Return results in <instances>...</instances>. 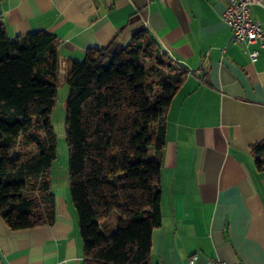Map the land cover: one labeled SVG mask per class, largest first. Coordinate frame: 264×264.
Returning <instances> with one entry per match:
<instances>
[{
    "label": "crops",
    "instance_id": "crops-1",
    "mask_svg": "<svg viewBox=\"0 0 264 264\" xmlns=\"http://www.w3.org/2000/svg\"><path fill=\"white\" fill-rule=\"evenodd\" d=\"M225 6V0H0L7 36L53 34L64 74L88 48L125 44L139 32L185 71L165 111L164 145L158 153L150 149L161 162L151 264H264V170L251 153L264 140V47L251 60L257 46L231 40ZM251 17L264 28V0L251 6ZM53 193L50 221L11 229L0 215V264H83L70 194Z\"/></svg>",
    "mask_w": 264,
    "mask_h": 264
},
{
    "label": "trees",
    "instance_id": "trees-1",
    "mask_svg": "<svg viewBox=\"0 0 264 264\" xmlns=\"http://www.w3.org/2000/svg\"><path fill=\"white\" fill-rule=\"evenodd\" d=\"M57 43L42 30L9 37L0 21V215L11 229L53 218L46 171L56 148L49 115ZM65 76L69 194L83 264H151L152 231L161 223V162L150 149L158 153L164 145L165 111L185 71L139 32L125 44L88 48L82 60L68 63ZM19 142L33 151L13 152ZM251 153L264 170V140Z\"/></svg>",
    "mask_w": 264,
    "mask_h": 264
},
{
    "label": "rangeland",
    "instance_id": "rangeland-1",
    "mask_svg": "<svg viewBox=\"0 0 264 264\" xmlns=\"http://www.w3.org/2000/svg\"><path fill=\"white\" fill-rule=\"evenodd\" d=\"M147 66H152L150 62L146 63ZM154 67V66H153ZM57 71V84L56 96L54 107L49 115V120L52 130L55 134L56 148L55 158L48 168L47 175L50 181L52 191H60L67 188L69 192V179H68V145L66 140L65 131V116H66V99L68 94V86L66 83V76L64 70L58 66ZM156 70H158L156 68ZM32 152V146L19 142L14 148L13 152Z\"/></svg>",
    "mask_w": 264,
    "mask_h": 264
},
{
    "label": "built area",
    "instance_id": "built-area-1",
    "mask_svg": "<svg viewBox=\"0 0 264 264\" xmlns=\"http://www.w3.org/2000/svg\"><path fill=\"white\" fill-rule=\"evenodd\" d=\"M226 6L222 20L231 29V40L252 47L249 51L251 60L258 56V48L264 47V28L251 17V6L258 0H225ZM195 256L189 259L193 263ZM212 263V262H210ZM234 264H245L238 261Z\"/></svg>",
    "mask_w": 264,
    "mask_h": 264
}]
</instances>
